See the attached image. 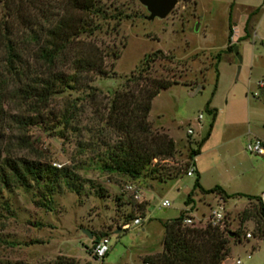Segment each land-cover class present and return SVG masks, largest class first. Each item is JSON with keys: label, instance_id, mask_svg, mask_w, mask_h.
Wrapping results in <instances>:
<instances>
[{"label": "rangeland", "instance_id": "obj_1", "mask_svg": "<svg viewBox=\"0 0 264 264\" xmlns=\"http://www.w3.org/2000/svg\"><path fill=\"white\" fill-rule=\"evenodd\" d=\"M93 1L120 15L115 31L102 30L92 37H80L106 54L103 67L107 75L95 76L89 83L100 92L95 104L100 108L107 105L113 92L135 74L145 55L159 50L172 57L171 61L158 59L150 65V77L176 84L152 99L147 120L152 132H163L172 138L175 150L171 158L157 159L146 166L136 180L104 174L97 169L95 153L86 146L91 139L89 130L101 125L93 109L95 104L85 92L66 91L36 107V125L24 121L34 116L27 96L7 101V119L0 130V159L69 166L77 173L80 190L74 194L60 184L52 193L50 212L34 206L37 195L31 186L1 190L0 264H55L57 258L77 264H141L142 258L162 252L163 222L184 211L202 227L208 208L216 205L224 210L219 230L229 249L222 263L232 264L238 259L241 264H264V236L260 238L263 227L257 219L255 201L244 197L222 201L216 194L201 195L194 190L191 211L183 205L195 170L202 173L204 185L218 186L227 195H264V157L244 150L254 138L264 142V0H176L164 19L152 21L146 20L148 13L137 0ZM230 4V43L240 61L233 52L221 53L209 105L215 117L199 154L189 158V151L196 148L212 121L203 107L214 86L213 57L227 45ZM1 8L2 0L0 11ZM254 8L258 10L250 17L247 37L242 39L247 13ZM113 24L110 21L109 26ZM68 104L78 112L70 126L64 128L59 114ZM188 128L190 136L185 134ZM187 166L194 169L192 177L182 174ZM127 185L138 188V201L125 191ZM162 200L168 202L167 207L159 208ZM243 212L246 220H242ZM138 217L142 219L139 226L119 230ZM83 231L91 237L87 238ZM226 232H237L238 237H228ZM245 234L250 238L245 239ZM103 236L108 238L109 250L95 262L88 257L87 249Z\"/></svg>", "mask_w": 264, "mask_h": 264}, {"label": "trees", "instance_id": "obj_2", "mask_svg": "<svg viewBox=\"0 0 264 264\" xmlns=\"http://www.w3.org/2000/svg\"><path fill=\"white\" fill-rule=\"evenodd\" d=\"M2 0L0 11V130L7 119L5 103L19 96H27L32 106L33 118H27L28 125H36V107L44 105L54 95L66 91H83L92 104L100 92L89 85L93 77H105L103 58L106 54L80 37H92L102 30H114L120 15L108 12L96 5L93 0H50L42 2L26 0ZM229 5L227 17V37L224 50L217 52L213 60L215 81L209 99L203 110L211 116V123L203 138L190 150L188 157L199 154L200 146L208 139L215 110L209 107L217 81L216 65L221 53H232L234 44L230 43L232 25ZM254 10L245 21L246 27ZM110 21L114 24L110 27ZM115 31V30H114ZM117 56H113L116 58ZM158 59L171 61L172 57L156 50L145 55L135 74L125 81L124 86L113 92L107 105L93 107L101 126L89 130L91 139L86 142L87 149L95 153L97 169L104 174L120 175L136 180L152 160L171 158L175 144L165 133L151 131L147 116L152 99L175 81L153 78L148 75L150 65ZM99 109L103 112L99 114ZM77 108L68 104L59 114L62 127H69L76 117ZM92 131V132H91ZM184 173V172H183ZM182 173V174H183ZM179 174V173H178ZM75 170L69 166L56 168L50 163L34 162L24 159H0V191L13 187L36 191L34 206L51 211L52 193L59 185L78 194L80 183ZM201 195L216 194L222 201L230 198H245L257 203L258 220L261 221L264 236V210L259 197L242 194L227 195L214 186L203 190L195 176L191 190L183 205H192V193ZM186 212L162 223V252L141 259V264H222L229 253L223 232L216 226L206 223L202 228L183 226ZM247 216L243 212L242 220ZM229 235V232H226ZM234 238L238 233L233 234ZM258 238V239H260ZM37 242H35L36 244ZM34 244V243H33ZM55 264H77L71 259L57 258Z\"/></svg>", "mask_w": 264, "mask_h": 264}, {"label": "built area", "instance_id": "obj_3", "mask_svg": "<svg viewBox=\"0 0 264 264\" xmlns=\"http://www.w3.org/2000/svg\"><path fill=\"white\" fill-rule=\"evenodd\" d=\"M261 49L264 51V42L261 44ZM258 87L260 88V84ZM196 119H197V121H199L201 119V116L198 115ZM185 134L187 136H190L192 134L191 129L188 128L186 130ZM244 150H245V152H247L250 155L264 157V142L258 138H254V139H252V141L247 142ZM156 162H157V160H155V159L151 161L152 164H154ZM54 167L59 168V166H54ZM183 174L187 177H192L194 174V169L192 167L187 166V168ZM125 191L129 192L132 195V198L134 200L138 201V199H139L138 188H136L133 185H127L125 187ZM259 202L262 205L263 210H264V195H260ZM167 206H168V202L166 200L160 201L159 208H165ZM223 216H224V210H223L222 206L216 205V207H209L208 213L206 216V222L204 223V225L206 223H210L211 226H216L220 229V226H221L222 220H223ZM194 222L195 221L193 220V217L191 215L187 214L183 218L182 225L188 226V227H195V228L204 227V226H202V227L197 226ZM141 223H142V219L140 217L134 218L131 221V224H123L119 230L124 231V230L129 229L130 226H139ZM244 237H245V239H249L250 235L245 234ZM108 250H109L108 238L103 236V237L99 238L95 243L91 244L88 247L87 255L91 260L98 262L104 258V256L108 252ZM246 259H249V256H246ZM232 264H241V261L236 259Z\"/></svg>", "mask_w": 264, "mask_h": 264}, {"label": "water", "instance_id": "obj_4", "mask_svg": "<svg viewBox=\"0 0 264 264\" xmlns=\"http://www.w3.org/2000/svg\"><path fill=\"white\" fill-rule=\"evenodd\" d=\"M137 2L145 8V10L148 13V16L146 18L147 21H152L153 19H164L171 10L175 7L177 1L176 0H137ZM233 54L236 57L238 61H240V58L237 54L236 48H233ZM239 68H237L238 72ZM199 89L192 92L191 94H195ZM83 234L87 236V238H90L91 235L87 231H83ZM233 234L230 233L228 237H232Z\"/></svg>", "mask_w": 264, "mask_h": 264}, {"label": "crops", "instance_id": "obj_5", "mask_svg": "<svg viewBox=\"0 0 264 264\" xmlns=\"http://www.w3.org/2000/svg\"><path fill=\"white\" fill-rule=\"evenodd\" d=\"M233 5V4H232ZM254 10H256V8H254V9H250L249 11H248V13H247V17H246V19L248 18V15H250L252 12H254ZM244 28V27H243ZM172 139V138H171ZM195 174H196V176L198 177V182H199V185H200V187L203 189V190H208V189H210V188H212V187H207V185H204L203 184V181H202V173H199L197 170H195Z\"/></svg>", "mask_w": 264, "mask_h": 264}]
</instances>
